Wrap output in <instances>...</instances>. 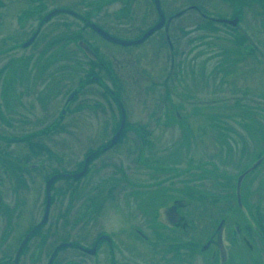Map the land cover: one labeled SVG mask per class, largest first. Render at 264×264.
Instances as JSON below:
<instances>
[{"label":"rangeland","instance_id":"rangeland-1","mask_svg":"<svg viewBox=\"0 0 264 264\" xmlns=\"http://www.w3.org/2000/svg\"><path fill=\"white\" fill-rule=\"evenodd\" d=\"M60 1L76 3L73 6L78 10L92 13L112 33L128 40L140 38L159 21L152 0H34L32 3L43 2L40 12H46L63 3ZM162 1L167 15L177 12L181 15L175 14L166 32L162 28L143 44L131 46L108 41L93 34L80 19L64 14L58 18L66 25H61L59 32L53 31L58 33L53 43L41 32L31 46L23 47L20 40L27 39L29 29L35 27L30 20L17 34L19 38L0 45V193L3 194L0 235L3 226H8L4 222L11 219L39 223L45 210L47 178L55 171H80L84 159L94 153L88 164L89 175L75 182L61 178L53 183L51 194L56 197L47 218L51 224L44 225L37 238L47 234L52 247L70 239L78 240L81 230L68 225L65 218H78L93 193L92 188L104 191L102 211L109 217L114 204L125 208L128 202L123 195H117L118 191L147 184L150 187L154 178H149V174H159L165 177L161 186L165 204H170L172 198H180L182 204L188 200L189 205L181 212L192 222L193 229L187 227L190 229L179 233L166 227V239L151 240L150 248L149 244H140L134 252L139 255L133 256L118 248L116 254H122L123 264H131L129 259L137 264L147 251L155 255L144 264H203L199 254L192 255L195 245L188 243V238L194 236L193 230L197 231L199 247L202 246L223 217V196L229 191L233 197L226 207L237 206V177L262 156L256 170H250L251 174L241 184V191L247 196V202L242 197V204L252 208L239 207V211L229 214L228 221L253 224L250 237L260 246L261 258L248 259L245 264H264V233L260 232L259 218L250 212L258 203L264 212V11L261 2ZM25 2L28 4L24 0L7 2L2 10L7 7L6 11H18ZM195 7L205 14L226 18L242 10L244 20L240 26L243 28L246 23L249 36L261 52H252L247 42L239 45L237 26L210 24ZM13 23V20H8L7 25L0 22V41L2 36L15 33ZM76 34L89 41L101 58L112 60L115 69L100 67L101 63L77 45ZM172 61L173 67L168 68ZM94 72L98 78L93 77ZM112 91L120 96L117 97L126 118V125L113 146L109 144L119 131L121 111ZM238 111L246 112L244 122ZM28 137L34 141L32 146ZM106 145L111 148L102 152ZM144 158L151 163L156 158L154 164L160 165V171L153 170V164L146 166ZM18 162L38 166L20 171L14 168ZM16 170L19 174H13L18 173ZM131 182L134 186H129ZM149 187L139 190L148 191ZM194 189L197 190L191 196ZM63 209L67 210L65 217ZM140 217L136 213L135 224ZM102 225H110L119 233L120 228L113 223L97 224ZM12 226L4 229L6 236L14 235ZM49 226L50 234L46 233ZM92 226L90 223L88 228ZM245 231L242 237H248ZM177 236L183 240L181 246L176 245ZM1 242L0 260L13 256V241L5 245V255ZM46 242L45 237L44 250L48 248ZM161 244H165L159 252L163 255L157 257ZM172 246L178 248L173 250ZM104 247L103 253L94 257L75 247L64 248L57 253L55 262L62 264V257L69 255L75 264H99V256L100 259L108 257ZM232 249L234 258L228 264H242L237 245ZM184 253L188 258L182 256ZM193 259L195 263L191 262ZM8 262L12 264L11 260Z\"/></svg>","mask_w":264,"mask_h":264},{"label":"flooded vegetation","instance_id":"flooded-vegetation-1","mask_svg":"<svg viewBox=\"0 0 264 264\" xmlns=\"http://www.w3.org/2000/svg\"><path fill=\"white\" fill-rule=\"evenodd\" d=\"M21 1L22 0H0V22L4 21V22H6V25H7L8 20H13L14 23L16 24L15 25L13 23L14 26H16V29H15L16 34L12 33L10 35L11 37L9 35L2 36L1 41H0V45H4L3 42L10 40V39H14V37H15V39L19 38V36L17 34L21 31L22 27H23V29L26 28L27 24L30 23V20H32L33 26H35V27L29 29L30 34L28 33L29 36L27 37V39H24L22 41L20 40V42H22L21 44L23 45V47L31 46V44H33L35 42V40L38 38V36L41 34V32H43V34H45L46 37H50L49 41L51 40L50 43H53V41H55L54 36L56 34H58L55 32L53 33V31L59 32V31H61L60 26L66 25L65 22H63V21L60 22V20L58 18L59 16H62L64 14L68 15V16H72V17L74 16V17L80 19V21L83 22V24L86 27H89V29L96 36L103 37L100 33H98L95 30V28L93 27L92 24H96L97 26L104 29L106 32H108L109 34H111L113 36L120 37V36L112 33L107 27L102 25V23L100 21L101 19H99V21H98L95 18H93L91 15L92 13L82 12V11L78 10L77 7H74L73 5H75L76 3L69 4L67 2L60 1L63 3H61V4L58 3L57 5L52 6L49 11L47 10L46 12H40L44 8L43 2L38 3V5H37L36 2H35V4L32 3L34 0H24V1H28V4L25 2L24 3L25 6L23 7V9H21L22 6L19 5V7L21 6V8L18 11H13V12H10L11 10L6 11L7 7H5L2 10V7L7 5V2L9 4H11V3L14 4L15 2L20 3ZM108 1H106V2L108 3ZM152 1L154 3V0H152ZM159 1L161 3V6H162L163 1L162 0H159ZM238 1H240V0H238ZM51 2H52V4H54L53 1H50L49 3H51ZM232 3L234 4L235 0ZM9 12L11 13V15L9 14ZM38 14H40V15H38ZM175 14H179V12L174 13V14H169V15H167L165 13V21L162 23V25L160 27H158L157 29H155L150 35H148L142 42H140L138 44H143L147 38L151 37L154 33L160 31L162 28H165V32H166L167 28L170 26L169 24H170L171 20L174 19L173 16H175ZM179 15H181V13ZM31 16H35V17H31ZM158 16H159V14H158ZM29 17H31V18H29ZM243 20H244V15H242V10H240L239 11V24L242 23ZM159 21H160V16H159ZM159 21H157V22H159ZM157 22L152 24L149 28L156 25ZM247 27L248 26L246 25V23H245V25H243V28H241V26L239 27L240 34L244 38L243 43L247 42L248 45L250 47H252V49H251L252 52H261L258 49V47L256 46V44H255L254 40L251 38V36H249V34L247 36ZM166 37H167V34H166ZM103 38L108 40V41H111L105 37H103ZM75 39L77 40V45L84 52H86V54L90 58H94L95 60H97V63H101V65H99L100 67L103 66L107 70L115 69L116 65L113 63V61L109 60L107 58L103 59V58H101L100 55H97L98 53H97L96 48L93 47L90 44V42L87 41L85 38L81 37L80 34H76ZM125 39H127V38H125ZM131 46H133V45H131ZM86 47L87 48L89 47L92 54L87 53ZM95 55H96V57H94ZM95 60H93V61H95ZM173 64L174 63L172 61L169 64L168 68L173 67ZM96 67H97V64H96ZM168 72H167V74H168ZM111 73H112V71H111ZM93 77L98 78L96 73L93 74ZM4 95H5V93H4ZM66 110H68V109L66 108ZM242 111H244V110H242ZM242 111H238V112H241V115L243 116L241 121L244 122V120H245L244 119L245 118L244 113H246V112H242ZM31 141H28V142H31ZM109 148H111V146ZM109 148L107 147L106 149H109ZM106 149H103L102 152L106 151ZM143 162L146 166L148 164L149 165L153 164L154 165L153 170H155L157 172H158V170L160 171V168H161L160 165L154 164V163H156V158H154L153 163L149 162L148 158L147 159L144 158ZM37 166H38L37 163L34 164L32 162H18V163H16V166L14 168L17 169V167H18L19 170L21 171L22 168H24L25 170H27V169L30 170V169H34ZM19 170H16L18 173H13V174H19V172H20ZM81 170L80 171L79 170H77V171L76 170H64L63 173L65 175H63L59 179L58 178L57 179L60 180L61 178H64L67 180L71 179L74 182L79 181L81 177L89 175V171H90L89 166H88V169L84 174H81L79 177L74 178L73 175L78 174L79 172H81ZM255 170L256 169L254 168L253 171H255ZM242 172H243V170H242ZM249 174H251V172L247 173L244 176V178ZM153 175L149 174V178H154L150 187H149V184H147L146 186H135L134 188L125 189V192L124 191L123 192L118 191L117 195H120V194L123 195L125 197V200L126 201L128 200V202L125 204V208L119 206L118 203L114 204L113 205L114 209L111 210L109 217L106 215L104 210L102 211L103 202H104V199H106V195L104 194V191H102V190L98 191L95 188H92L91 191L93 193L90 194L89 200L87 199V202L84 205V209H83V211H80L78 218H74L73 220L67 219V217L65 218V220H68V222H69L68 225H72L71 227H76L77 230H81V234H77V235H79V237H78L79 239L77 240V238H76V239H70L69 241L61 242V244H58L56 247H52L50 245L49 240L47 238L48 235L46 234L47 232H48V234H50L51 226H49L46 229V233H45L46 236H44V237L42 236V238H37L38 234L41 235V233H42L41 228L44 225L48 226L49 224H51V222H48L47 220L49 219V213H50L51 205H53L52 203L54 202V199L56 197L55 194H52V201L53 202L51 201L49 212H48L47 216L45 217V210H44L43 218L39 223L35 220H32V221L31 220H24V221H18L17 222V221H13V219L4 222V223H7L8 226L4 225L3 226L4 228L1 229L0 240L3 241V243L1 242V245L5 246L6 244L8 245V242L13 241L12 245H14V248L12 251H14V254H13V256H8L5 259L4 258L1 259L2 262H0V264L1 263L9 264V262H8L9 260L12 261V264H58L55 262V258L57 257V253L61 249L64 250V248L67 249L68 247H75L79 251L88 254L89 255L88 257H90V256L94 257V254L96 256V254L98 255V253L99 254L103 253V250H101L102 246H105L104 249H105V252L106 251L108 252V257L104 258L105 256H103L104 259L101 257V259H102V262H101V259L99 256V258H98L99 264H101V263L102 264H123L124 259L122 257V254H116L117 248L119 250L124 249L125 251H127V253H129L133 256H136L139 254L134 253V252L138 251L137 248L140 247V244L143 246L144 244L151 243V240H154V239H158V241H162L163 239H166L165 234H164L166 227L169 228V230H172L174 232L178 231L179 233H183L187 229H190V228L192 230L194 225L189 220V218H187L181 212V209L186 210V206L189 205L188 200H186L184 202L185 204H182L183 202L180 198H172L173 200L170 204H168V205L165 204V199H166L165 192L161 189V186L165 180V177L162 178V176H160L159 174L154 175V177H153ZM23 177H25V176L23 175ZM244 178L242 179V182H243ZM18 179H20V177H18ZM57 179H55L53 181V183H56ZM33 180L34 179H30L29 181H33ZM25 181H26V179H25ZM129 186H134V184L131 182V184L129 183ZM145 187H149V189H146L148 191H145V189L139 190V188H145ZM66 190H68V189H66ZM196 190L197 189L192 190L191 196L194 195V191H196ZM58 191L59 190L56 188L55 193H57ZM63 191H65V190H63ZM115 191H117V190H115ZM206 194L208 195V193H206ZM240 194H241V198L243 197L244 198L243 200L247 202V196L243 195L241 189H240ZM209 195L212 197L214 196L213 193H210ZM1 196H3V194L0 193V197ZM232 197L233 196H232V194H230L229 191H227L225 193V195L223 196V199H225V200H224V203L222 206L225 207V209L222 207L221 214L223 215V217L221 218V220L219 222L221 225L220 235H217L214 231L205 240V242L201 244L202 246H200V247H199V242H198L200 240L197 239V235H196L197 231L193 230L194 236L192 238H188V240L190 242L189 241H187V242L195 245L194 248L191 249L192 251H194L192 255L197 256V254H199L202 257L203 264H220V260L223 262V264H228L229 261L232 262V260L234 258V255L232 254V250H233L232 248H233L234 244L237 245V247H238V250H236V249L235 250L237 251L238 256L240 257L242 264H245V262L248 259L254 261V260H256V258L259 260L261 258L260 246L258 245V243L255 239H252L250 237L252 235L251 228H252L253 224H248L243 220L240 223L237 221H234V223L228 221L229 214L233 213L234 211H239V209H238L239 207L242 208L243 206H246V208L249 210L250 208H252V206L245 205L242 203L240 205L238 202V199H237V194H236V201H237L238 207L235 204H234L233 209H231L230 207H226V203H228L230 201L229 199L232 200ZM131 201L133 202V204ZM233 202H234V200H233ZM241 202H242V200H241ZM0 204H1V199H0ZM5 207H6V204H5ZM210 208H211V205H209V209ZM254 209L255 210L250 211V212L255 214V216H257L259 218L258 221L261 222L260 215L261 214L264 215V212L262 211L259 203L255 204ZM118 211H120V212H118ZM14 212H16V211H14ZM66 212H67V210L64 211V209H63L62 213H63L64 217L66 216ZM136 213L141 214V217H140V220L135 224L134 220H138V218H135ZM213 219H211L210 223L213 222L212 221ZM101 222H109V223L115 224L117 229L120 228L119 233H116V231H114L110 225L97 226V224L101 223ZM262 222L264 223V220H262ZM12 223H13V226H12ZM90 223L94 224V226L88 228ZM229 223H232V226H229V225L226 226V224H229ZM73 224H75V225H73ZM11 226H12V230L14 231V235L11 237L10 234H7V236H6V230H4V229L8 228V230H9V229H11ZM218 226H219V224H218ZM150 227H152L151 230H150ZM187 227H190V228H187ZM104 228H106V229H104ZM244 231L246 232L248 237H242V235L244 234ZM260 232H261V227H260ZM227 235H228V237H227ZM65 236H73L74 237V235L71 233H69V234L65 233ZM45 237H46V241H47L45 244L48 246V248L44 250L43 249V244H44L43 242L45 241ZM73 237H71V238H73ZM76 240L78 242H75ZM231 240H233V242H231ZM182 241L183 240L177 236L176 245L181 246V244L183 243ZM152 244H154L153 241H152ZM150 245L151 244H149L148 248H150ZM162 245H165V244L159 245V251L156 253L157 257L163 255L162 253H159L160 251H162L161 250ZM177 246H172L173 250L177 249L178 248ZM50 249H51V252L48 254ZM181 249H183L185 251L184 247H182ZM258 250H259V252H258ZM6 251L7 250H6V246H5L4 249L2 250L4 255L6 254ZM118 255H120V256H118ZM151 255H155V252L149 253V251H147L146 253H143V256L141 257L140 261L137 264H144V262H146L147 260H149L151 258ZM130 256L128 255V257H130ZM182 256H185L188 258L187 253L182 254ZM190 258H192V257H190ZM83 259L85 260L84 257H83ZM130 260L131 259H129V263L132 264L133 262H130ZM38 261H39V263H38ZM61 261H63L62 264H75L74 261L69 257V255L62 257ZM193 261L195 263V259H193L191 262H193ZM86 262H87V260H86Z\"/></svg>","mask_w":264,"mask_h":264},{"label":"water","instance_id":"water-1","mask_svg":"<svg viewBox=\"0 0 264 264\" xmlns=\"http://www.w3.org/2000/svg\"><path fill=\"white\" fill-rule=\"evenodd\" d=\"M214 20H217V21H220V22H227V23H230V24H232V25H236V24H237V21H238L237 17L234 18V19L214 18ZM156 27H158V25H157ZM156 27H155V28H156ZM153 29H154V28H152L149 32H147L143 37H141L140 39L135 40V41H129V40H123V39H119V38H114V37L108 35L107 33H105L104 31H100L99 29H98V30H99L102 34H104L106 37H108V38H110V39H113V40H115V41H117V42H120V43L130 44V43H136V42L141 41V40H142L143 38H145V37H146V36H147V35H148ZM118 134H119V132H117V133L115 134L114 138L111 140V144H113V143L117 140ZM88 159H89V157L87 158V160H88ZM87 160H86V162H87ZM252 168H253V167H250V168L247 170V172H248L250 169H252ZM245 173H246V172H245ZM245 173L241 174L240 177L238 178V188H239L240 181H241V179H242V177L244 176ZM54 177H56V176L51 177V178L47 181V184H46V190H47V206H48V204H49V200H50V199H49V195H50V193H49L50 184H51L52 180L54 179Z\"/></svg>","mask_w":264,"mask_h":264},{"label":"trees","instance_id":"trees-1","mask_svg":"<svg viewBox=\"0 0 264 264\" xmlns=\"http://www.w3.org/2000/svg\"><path fill=\"white\" fill-rule=\"evenodd\" d=\"M260 2H261V7H262V9H263V11H264V0H259ZM234 15H239V10L237 11V13H235ZM210 24H213L214 23V21H208ZM243 42H244V38L241 36V34H239V38H238V43H239V45L241 44H243ZM27 140L28 141H31V139L30 138H27ZM30 143V146H32V144H34V141H31V142H29ZM36 146L38 147V148H41V147H39V145L38 144H36ZM260 217H261V222H260V224H261V228H262V230L264 231V223L262 224V220H264V215L263 214H261L260 215Z\"/></svg>","mask_w":264,"mask_h":264}]
</instances>
